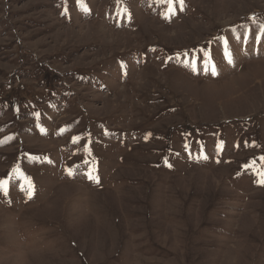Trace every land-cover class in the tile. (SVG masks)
<instances>
[{"label": "rangeland", "instance_id": "374dc122", "mask_svg": "<svg viewBox=\"0 0 264 264\" xmlns=\"http://www.w3.org/2000/svg\"><path fill=\"white\" fill-rule=\"evenodd\" d=\"M262 158L264 0H0V264H264Z\"/></svg>", "mask_w": 264, "mask_h": 264}, {"label": "snow or ice", "instance_id": "6c2138e0", "mask_svg": "<svg viewBox=\"0 0 264 264\" xmlns=\"http://www.w3.org/2000/svg\"><path fill=\"white\" fill-rule=\"evenodd\" d=\"M169 3H171V0H169ZM180 4H183V0H179ZM264 159V158H262ZM262 176H264V174H262ZM91 178V177H90ZM262 183H264V179H262L261 181ZM7 182H0V191H3L5 195H7V186H6ZM29 196H31V185H29Z\"/></svg>", "mask_w": 264, "mask_h": 264}]
</instances>
